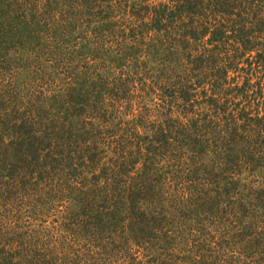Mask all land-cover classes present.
Masks as SVG:
<instances>
[{"label":"trees","instance_id":"obj_1","mask_svg":"<svg viewBox=\"0 0 264 264\" xmlns=\"http://www.w3.org/2000/svg\"><path fill=\"white\" fill-rule=\"evenodd\" d=\"M0 264H264V0H0Z\"/></svg>","mask_w":264,"mask_h":264},{"label":"rangeland","instance_id":"obj_2","mask_svg":"<svg viewBox=\"0 0 264 264\" xmlns=\"http://www.w3.org/2000/svg\"><path fill=\"white\" fill-rule=\"evenodd\" d=\"M23 79H24V78H23V75H20V76H19V80H20V81H24ZM251 180H255L257 183H260V182H261V178L255 176V175L250 176V177L247 179V181H251ZM257 183H256V184H257ZM48 220L50 221L51 218H49Z\"/></svg>","mask_w":264,"mask_h":264}]
</instances>
